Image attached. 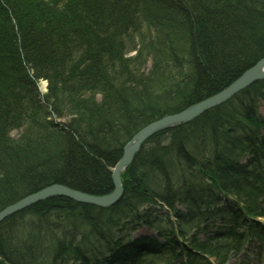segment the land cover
I'll use <instances>...</instances> for the list:
<instances>
[{
	"label": "trees",
	"instance_id": "obj_1",
	"mask_svg": "<svg viewBox=\"0 0 264 264\" xmlns=\"http://www.w3.org/2000/svg\"><path fill=\"white\" fill-rule=\"evenodd\" d=\"M173 1L177 9L169 10L174 14L169 18L167 7ZM203 2L216 10L219 5L221 14L199 12L196 0H0V208L19 193L50 182L106 194L111 186L108 168L120 156L106 155L103 140L112 137L122 146L118 135L131 137L134 133L126 132L133 122L148 123L203 100L204 94L224 88L248 61L264 55V0ZM196 14L201 21L194 20ZM187 18L197 27L185 35L181 24ZM183 60L192 65L186 74L177 70ZM41 79L48 82L43 95L35 87ZM87 85L95 87L87 100L58 102V90ZM252 90L264 91V81ZM257 98L242 96L177 130L193 133L203 120L218 119V126L203 132L213 142L202 147L199 134L165 147L169 158L175 152V159L155 150L146 154L159 157L171 172L166 192L126 173L118 209L73 206L70 213L71 204L62 198L35 205L64 210L69 220L58 224L62 236L72 242L80 236L65 264H209L203 255L224 264L242 238L236 232L240 223L256 234L260 229L254 220L264 217V119L253 110ZM58 115L67 122L53 124L50 119ZM12 130H21L19 145L9 136ZM172 131L157 133L151 145L173 141ZM250 146L257 149L256 157L239 166L237 156ZM13 157L21 159L19 165H10ZM171 190L184 197L173 200L166 194ZM171 203L185 210L159 212ZM76 213L87 215V233L71 226V219L78 220ZM217 219L215 229L221 231L209 237L208 227ZM9 221L0 225V235ZM141 225L156 237L133 238ZM199 233L206 235L205 241L197 238ZM7 241L1 235L0 246H8ZM49 241L39 247L28 242L30 248L22 245L11 260L66 262L65 239L56 245ZM28 251L36 257H25Z\"/></svg>",
	"mask_w": 264,
	"mask_h": 264
},
{
	"label": "bare ground",
	"instance_id": "obj_2",
	"mask_svg": "<svg viewBox=\"0 0 264 264\" xmlns=\"http://www.w3.org/2000/svg\"><path fill=\"white\" fill-rule=\"evenodd\" d=\"M205 2V1H204ZM203 0H196V9L200 11L199 12H204V13H209V12H213L214 13H220L221 14V7L219 5H216L218 8L217 10L214 9L215 6H211L208 3H204ZM177 6L176 3L173 1L168 7H167V12H168V17L172 18L174 16V14H172V12L169 13V10H176ZM220 12H217L219 11ZM225 10V9H223ZM233 10V9H232ZM230 12L228 10L222 11V13H227ZM213 14V13H212ZM173 15V16H172ZM166 16V15H164ZM196 17L194 18V20L198 19L201 21L202 16L200 17V14H196ZM183 18V17H182ZM185 19V18H183ZM192 19V18H191ZM171 23V22H170ZM182 28L185 29V35H187L188 30H191L194 27H197V24L194 23L193 21L190 22L189 18H187L185 20V22H183V24H181ZM185 38L187 39V36H185ZM195 39V37H194ZM134 53H131V55H133ZM258 58V57H257ZM251 59L250 61H248L247 63L249 64L248 66H245L236 76H234L231 80L228 81V83L226 84V86L220 90H218L217 92L214 93H207L204 94L203 96H205V98L201 101H204L208 98H211L213 96H217L218 94H221L223 103H220L219 105H215L213 108H209L207 111L203 112V114L210 112L211 110H213L214 108H218L226 103H233L236 102L238 98L245 96L247 98H257L255 94H258L257 96L259 97L260 100H258V104L257 106L253 109L258 112L259 106L261 103H264V91H261L260 93H256V91L252 90V87L257 85V83L259 82H263L264 78L258 80V77L255 76V72H263L264 73V68L260 69L258 71H256L258 69V64L261 61H264V55L261 56L260 55V59ZM253 60V61H252ZM147 66V70L150 69L151 63H149ZM192 65L190 63H186V60H183V62H181V64L179 65V67H177L178 69H181V71L186 74L187 70L191 69ZM179 74L177 73L176 76H178ZM61 88L63 87L62 84L59 85ZM36 91L39 92L40 95H43L47 92V88H48V82L46 80H39L36 83ZM45 89V91L43 92L41 89ZM74 88H68V89H63V90H58V94H57V98H58V102H62L63 104L67 103L68 101H74L77 102L78 99H85L87 100V98L89 96H92L95 87L91 86V85H87V86H83V87H78L77 89ZM42 92V93H41ZM224 92V93H223ZM97 100L100 99L99 96H96ZM41 99V98H40ZM59 102V103H60ZM200 102V101H199ZM49 103H53V101L49 98ZM198 103V102H197ZM196 104V103H195ZM194 105V104H193ZM43 107H47L46 104L42 103ZM192 106V105H190ZM189 108V107H187ZM185 108V109H187ZM183 109V110H185ZM183 110L180 111H174L172 114H168L165 116H162L158 119H155L151 122L148 123H142L140 121H138L136 124L135 122H133L130 125V131L128 130V132L126 133H134L131 137L128 135H123L121 134L118 135V137L123 138V144L122 146H120V141L116 142L115 141L117 139H114L112 137L103 140L102 143V148L104 149V151H106V155H111L112 153L119 154V159L116 161L115 165L113 167L108 168V170L111 173V181H110V187H109V192H107V189H103V191L106 193L104 195H110L114 190V181L112 180V171L114 169V167L116 166V164L119 162V160L121 159V157H125V155L128 153L127 157H126V166L124 168V172L123 175L127 173V175L134 173V177L132 178V180H136L138 178H142L141 180H147V184L148 187H154V188H158L159 191H163L166 192L167 187H171V181L170 179H168V176H170L171 172L168 173L167 169L165 168V166L163 164H161L159 162L160 158L159 157H151L150 155H146L148 154V152H151L153 150L160 152L159 154H162V156L165 159H170L172 156L175 159V157H177V155L172 154V156L169 158L167 155L169 154L166 150L165 147H170L175 145L177 142H185L188 141V139H194L195 137H199L198 135L200 134V139L201 140V145L203 147L204 143L207 144L206 142H213L212 139L210 137H206L207 133H203L205 132L207 129L211 128L212 126H218V119H209V120H203V127H201V125H199V128L197 130H195L193 133H184L182 134L181 132L178 133L177 130L187 127L188 125H193L194 122L196 121V119H198L199 117H201L203 114L199 115L196 118H192V120L189 121H181L177 124H172L170 125V127H166V128H162L161 130H158L156 133H153L152 136H150L149 138H147L140 146H138L134 141H132L133 137L138 134V133H142L143 131L150 129L153 125L154 122L160 121L162 120V123L165 121L163 119H165L166 116H175L177 118L181 117ZM45 111H48V108L45 109ZM98 115V114H97ZM60 116V115H58ZM51 122H53V124H60V123H65L67 122L68 118L66 116H60V117H52ZM99 126V125H96ZM101 128H105V125H100ZM190 127V126H189ZM188 127V128H189ZM191 129V128H190ZM169 130H174L172 131V133L170 134V139H172L173 141H170L168 139H160L159 141H156V143L153 145H151L150 140L152 137H154L157 133L159 132H164V131H169ZM141 131V132H140ZM123 135V136H122ZM175 135V136H174ZM188 135H190V137H187ZM9 136L14 139V141H16V144H20L21 142V130H12L9 133ZM95 136L97 137V135L95 134ZM176 137V138H174ZM202 137V138H201ZM119 138V139H121ZM79 141V139H78ZM132 141L131 144H129ZM218 142H216L217 144ZM257 148H259V146L256 144ZM134 147V149L137 150L136 152L131 151L130 152V148ZM164 147V148H163ZM251 149H242L241 153L239 154V156H237V164L240 166H246L247 163L249 162V160L251 158H255L256 155L253 154L255 146H250ZM146 148V149H145ZM241 148H244V145L241 146ZM145 149V150H144ZM143 150V152H142ZM207 150V149H206ZM20 152H22V150H19ZM117 152V153H116ZM142 152V153H141ZM207 152H209V150H207ZM249 152V153H247ZM201 154V151H200ZM115 155V156H116ZM145 155V156H142ZM204 155V153H203ZM252 155V156H251ZM17 156V155H16ZM15 156V157H16ZM10 160V165L13 163H16V165H19V162L21 161L20 158H15ZM203 160V159H202ZM165 162V160H164ZM163 163V162H162ZM168 169L170 170L169 166ZM132 170V172H131ZM164 175V176H162ZM130 176V175H129ZM152 180H154L156 183L154 184L152 182ZM120 184H121V189H122V195L119 198V200L114 201L110 206L106 207V208H100L97 207L96 205H92V204H88V203H80L70 197H65V196H54V195H50V194H55L56 192L61 191L62 187L63 188H67L69 191L71 192H79L81 194H86L88 196L91 197H100V196H104V195H95V194H89L86 193L82 190L76 189L72 186L66 185L64 183H56V182H50L47 185H43L40 186L34 190H28L26 191L24 194L19 193L20 195H18L17 197H15L12 201L8 202L7 204H3V206L0 208V225L4 224L5 222H7V220H10L7 223V227L8 229H2L4 231H2V236L3 238H6L8 241V246H0V254H2V256L0 255V264H27V261H23L20 258L19 259H14L13 261L12 256L14 254H20L18 253V250L20 251V247L22 245H24L27 248H30L28 246V242L32 243L33 246L39 247L41 245V241L44 240H50L49 243L51 245H56V241H59V239H65L64 243L66 244V246L68 247L67 252L66 249L63 250V254L64 257L66 259V262L62 261V260H58L57 264H65V263H70L69 261L72 260L73 256H72V251L74 248V245L76 244L77 241H80L79 239V235H77V238H73V242L70 238V236H62V233H64L63 229H60V225H58L59 223H61V225H63L65 222H67L69 219H67V217L65 216V214H63L64 210L59 209L55 210V208L52 209V211H48V208L46 209L44 206H35L37 204H41V203H45L46 201L50 200V199H54V198H62L64 200H66L68 203H70L71 205L68 204L69 208H70V213H72L71 211H74L75 209H73V206H89V207H95V208H99V209H118L120 208V202L121 199L123 198L124 195V188H123V183H122V178L120 177ZM182 192V191H181ZM168 196H172V199L175 200L176 197H184V193L180 194V192L178 190H171L168 193H166ZM54 196V197H53ZM228 198L224 199V203L226 205L229 204L228 202ZM6 203V202H5ZM172 207H168V209L163 210H159L161 213L164 212H183L185 210L184 206L181 205H176L171 203ZM79 212V211H78ZM55 214L57 215L55 217ZM54 216V221H50V217ZM76 215H78V220H74L77 217H74L73 221L71 219V226L73 228H75L76 230H81L82 228H84L85 233L88 232V225L86 224V218L87 215L83 214V213H79ZM80 215V216H79ZM68 216V215H67ZM69 217V216H68ZM9 224V225H8ZM84 230L81 231L82 234H84ZM216 231H221V229H214ZM0 235V238H1ZM37 244V245H36ZM63 244V245H65ZM62 245V244H60ZM14 249V250H11ZM18 249V250H16ZM44 250V249H42ZM47 251V250H44ZM48 252V251H47ZM25 257L31 259L36 257L34 252L28 251L25 255ZM9 257V258H8ZM10 261V262H9ZM78 261H80L78 259ZM43 262V261H42Z\"/></svg>",
	"mask_w": 264,
	"mask_h": 264
},
{
	"label": "water",
	"instance_id": "obj_3",
	"mask_svg": "<svg viewBox=\"0 0 264 264\" xmlns=\"http://www.w3.org/2000/svg\"><path fill=\"white\" fill-rule=\"evenodd\" d=\"M258 66L259 67L256 71L263 69L264 61H261L258 64ZM255 76H257L258 80H260L261 78L262 79L264 78V73L255 72ZM222 97L223 96H221V94H218L217 96H213L204 101H200L192 106H189V108L183 110V113L181 114L182 116L179 118L175 117L174 115L166 116L165 119H163L165 120L163 123H162V120L161 122L160 121L154 122L150 129H147L143 131L142 133L136 134L133 137L132 141H134L138 146H140L147 138L152 136V134L156 133L158 130H161L162 128L170 127V125L177 124L183 120L184 121L192 120V118L198 117L199 115L203 114V112L207 111L209 108L211 107L213 108L215 105L217 104L219 105L220 103H223L224 100H222ZM132 141L129 144H131ZM137 148L134 149V147H131L130 152L131 151L136 152ZM127 155L128 153L125 155V157H121V159L119 160V162L116 164V166L114 167L112 171V180L114 181L115 190L110 195H104L100 197H91L86 194H81L79 192H76V193L71 192L67 188H63V187L61 191L56 192L55 194H50V195L70 197L80 203H88V204L96 205L97 207H100V208H106L110 206L114 201L119 200V198L122 195L120 175L123 174L124 172V168L126 166L125 163H126Z\"/></svg>",
	"mask_w": 264,
	"mask_h": 264
},
{
	"label": "rangeland",
	"instance_id": "obj_4",
	"mask_svg": "<svg viewBox=\"0 0 264 264\" xmlns=\"http://www.w3.org/2000/svg\"><path fill=\"white\" fill-rule=\"evenodd\" d=\"M42 91L44 92L45 89H43ZM257 113L259 114V116L262 119H264V103L260 104ZM260 132L262 134H264V132H262V131H260ZM260 221L262 223V226H263L262 229H263V232H264V219H261ZM216 224H217V222H216ZM210 228H209V231H211ZM241 230L243 231L244 229L242 228ZM152 235H154V233L151 230H149L148 228H145V227L139 228L138 231H136L133 234L134 237H137V236H152ZM200 238H203L202 235H200ZM257 246H258V244L254 240H253L252 243H249V245H245L246 251L253 252L252 255L249 254V256H247V257H243L242 253H240V254L231 253L230 256H229L227 264H264V255H262V257H261V256L257 255V253H256L255 248H257ZM262 247L264 248V246H262ZM263 253H264V250H263ZM257 257L260 258L259 261L257 260Z\"/></svg>",
	"mask_w": 264,
	"mask_h": 264
}]
</instances>
